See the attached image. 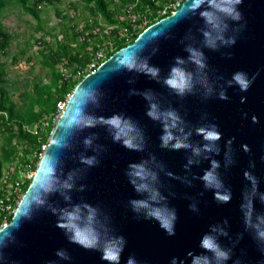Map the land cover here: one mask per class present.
Returning <instances> with one entry per match:
<instances>
[{"label": "water", "instance_id": "1", "mask_svg": "<svg viewBox=\"0 0 264 264\" xmlns=\"http://www.w3.org/2000/svg\"><path fill=\"white\" fill-rule=\"evenodd\" d=\"M209 2L193 9L194 0H184L77 82L12 218L0 227V264H110L101 250L119 237L126 240L119 264L129 257L136 264H171L173 258L191 264L189 252L207 256L209 264H264L254 239L257 228L264 231V0L235 5L239 21L223 12L231 7L228 0ZM203 12H210L208 23ZM229 39L235 44L223 42ZM193 53L200 54L203 67ZM145 65L158 70L156 75ZM173 68L189 80L183 94L166 83ZM236 72L255 77L247 91L232 79ZM221 91L227 100L218 98ZM113 116L121 118V127L129 124L124 132L104 122ZM213 123L222 138L206 151L211 142L197 130ZM165 124L172 134L166 147ZM126 139L138 148L126 147ZM177 141L188 147L174 149ZM212 161L219 167L213 169ZM132 164L143 165V180L129 175ZM207 171L220 188L206 187ZM141 184L148 190L138 191ZM153 191L157 201L151 200ZM216 192L230 193V201H218ZM134 200L174 210L175 235L145 219L148 209L136 210ZM77 207L75 223L97 236L95 249L71 242L72 233L57 226L64 210ZM204 234L230 259L217 260L202 249Z\"/></svg>", "mask_w": 264, "mask_h": 264}, {"label": "trees", "instance_id": "2", "mask_svg": "<svg viewBox=\"0 0 264 264\" xmlns=\"http://www.w3.org/2000/svg\"><path fill=\"white\" fill-rule=\"evenodd\" d=\"M68 1L67 9L78 13L74 17H70L68 12L63 14V10L58 7L60 0H0V15L6 12L9 5L18 7L22 13L30 15L36 21L34 30L42 34L40 44L37 46L31 42L32 35H30L23 43V47L13 55L11 62L15 64L20 56L27 54L29 48L35 47L38 49L36 55H27L25 60L30 63L32 58H36L41 68L45 69L44 74L34 73L31 64L29 67L31 77L20 81L8 78V64L2 58L8 55L7 50L13 35L6 30L0 20V111L3 112L0 113V178L6 164L11 163H15L13 177H16L19 172L24 171V165L29 161L32 153L41 150L37 137L28 133L23 125H32L41 117L52 113L56 108V102L63 98L66 92L72 91L78 82L73 80L59 83L60 73L56 67L57 63L62 58H66L71 65H85L97 49V45L111 38V35L103 33V26L99 24L98 18L105 24H116L123 6L134 0ZM42 5L56 7L55 13L60 18L58 23L60 27L55 34L46 30L41 15ZM45 37H49L54 42L50 43ZM114 44L118 50L128 43L115 39ZM14 93L18 94L17 99H14ZM48 135V132L45 133L44 143L48 141ZM39 159L38 156L34 159V169ZM29 183L30 179L24 181V191ZM12 215L8 217V222Z\"/></svg>", "mask_w": 264, "mask_h": 264}, {"label": "clouds", "instance_id": "3", "mask_svg": "<svg viewBox=\"0 0 264 264\" xmlns=\"http://www.w3.org/2000/svg\"><path fill=\"white\" fill-rule=\"evenodd\" d=\"M231 7H226L223 9V12H225L228 16H230L232 19L239 21L241 19V13L236 10L235 5H239L242 3V0H228ZM203 3V0H194V3L192 5L193 9L200 7V5ZM210 6H212V2L210 0L209 2ZM210 12H203L201 15L206 19V22L208 23V14ZM214 29L219 30L220 25L214 24L212 26ZM205 36H209V33H205ZM219 39L223 40V37H218ZM225 44H235V39H229L223 41ZM209 43L215 47V44L212 40H209ZM198 53H193V58L195 59V62L199 64L201 67H203V64L201 62V59L199 58ZM127 66L131 70L134 67L133 63H127ZM147 68V66L145 65ZM148 73L155 76L157 71L156 69L147 68ZM232 79L235 81V83L239 86L241 91H247L250 87L251 83L254 81L255 77L253 76L252 80H249L247 78V74L244 72H236L233 74ZM166 83L172 87L173 89L178 90L180 94H183L186 88H189V80L185 77L184 72L179 68H173L172 69V76L169 78ZM221 100H227L228 96L225 94V92L221 91L218 96ZM243 101V98H242ZM150 116H153L156 118V114L154 112H149ZM168 116L172 117L173 121H175L177 118L174 116L173 113H168ZM103 120V118H101ZM105 123L111 125L115 129H119L120 132H124L126 128H128V123L124 122V127H121L122 122L121 118L119 116H113L110 119L104 121ZM89 126L91 122H88ZM175 127V123L172 125ZM168 125L165 124V131L166 135L162 137L163 145L166 147L168 145L169 140L172 139V134L167 131ZM130 130V129H129ZM198 134L203 136V139L205 141L211 142L209 144H205L204 148L206 151H212L214 143L222 138V133L218 130V126L216 124H211L209 128H200L197 130ZM127 133H125L126 135ZM120 134L117 132L116 139H120ZM227 144H231V140L227 141ZM124 145L128 148H138L137 145H134L131 140L126 139L124 140ZM181 147H188V145L183 144L180 141H177L174 145V149H179ZM248 150L247 148L245 149ZM199 150H197L198 152ZM218 152V149H217ZM85 163L92 164L93 159H88L85 161ZM191 163V161H189ZM130 167L133 169L132 172L129 173L131 176H135L143 180L147 173L145 172V169L143 165L141 164H132ZM219 167V164L216 161H212V168L215 169ZM245 177L248 179H251L253 183H255V180L253 177L250 176L249 173H245ZM203 180L205 181L206 187H215L220 188L221 184L218 181L216 175L213 171H207L204 176ZM133 184H135V180L132 181ZM137 190H148V186L146 184H141L137 186ZM158 193L153 191L151 195L152 201H157ZM215 198L223 203H227L230 201V193L221 194L220 192L215 193ZM133 205L135 206L136 210H139L140 208L148 209L147 215L145 219H152L157 221L160 228L163 229L169 236L175 235V221L177 219V215L174 210L169 211L166 207H154L151 206L147 201H132ZM87 207V205L85 206ZM193 211H195V206H190ZM249 211L246 213V225L249 223L250 216H251V202H249L248 205ZM55 211V209H53ZM80 209L77 207L74 212H68L67 210H64L62 213V216L60 218V222H58V227L65 229L68 232H71L72 235L70 237L71 242L76 243L84 247L85 249H95L98 244V238L95 234L89 232H85L84 229H81L75 221L79 219L78 213ZM212 231H216L215 228L212 229ZM223 235H227L226 232H222ZM256 241H258V245L261 246V251L264 252V231L259 230L257 228L256 235L254 237ZM126 245V240L124 237H119L116 239H113L109 241L101 250L102 251V259L107 260L110 262V264H119L120 262V256L121 253L124 250V247ZM6 246V245H5ZM200 247L206 251L212 252L217 260H228L230 259V254L228 251H224L220 248L218 243L216 242L215 238L209 234H204L201 241H200ZM58 255L63 256V253H58ZM188 255L192 257L191 264H209V258L207 256H200V255H194L192 252H189ZM127 264H136V260L133 257H129L127 260ZM171 264H177V260L173 258L171 261ZM183 264V262H181Z\"/></svg>", "mask_w": 264, "mask_h": 264}, {"label": "built area", "instance_id": "4", "mask_svg": "<svg viewBox=\"0 0 264 264\" xmlns=\"http://www.w3.org/2000/svg\"><path fill=\"white\" fill-rule=\"evenodd\" d=\"M184 0H134L128 2L123 6L120 15L117 17L118 22L116 24L99 23L103 26V33L111 35L109 39L97 45V49L94 50L89 60L83 66L71 65L66 58H62L56 65L58 72L60 73L59 83L65 81H80L85 75L93 72L99 65H101L109 56H111L116 50L114 40H119L125 43H129L131 39L137 36L142 30L159 21L160 19L172 14ZM42 34L40 36L33 37L31 42L37 46L40 44ZM47 41L49 37H45ZM54 91V88H52ZM71 91L66 92L63 98H60L56 102L55 110L40 119H38L32 125H23V128L30 134L37 137L40 143V151H34L29 158V161L24 165V171L18 173L16 177H13L15 173L14 168L4 169L0 178V217L2 223L0 227L8 222V217L14 213L16 205L22 197L23 183L25 180H31L35 169L33 167L34 159L38 156H42L43 151L46 148V143L43 142L45 133L48 132V139L61 115L64 111ZM0 113H3L0 111ZM37 165V164H36Z\"/></svg>", "mask_w": 264, "mask_h": 264}, {"label": "rangeland", "instance_id": "5", "mask_svg": "<svg viewBox=\"0 0 264 264\" xmlns=\"http://www.w3.org/2000/svg\"><path fill=\"white\" fill-rule=\"evenodd\" d=\"M69 1L68 0H60L58 3V7L63 10V14H67L70 17H74L78 13H74L73 10H69L68 8ZM56 7L53 5H42V19L45 23L46 30L51 33H57L59 31V16L55 13ZM0 20L3 25H5L6 30L13 35V39L8 47V55L4 56L2 59H5L7 62V71L8 78L10 80H21L25 78H29V67L33 64L34 73H45V69H42L40 64L36 61V58H32V62L28 63L25 60L27 55H36V51L38 50L35 47L29 48L27 50V54L24 56H20L18 61L13 64L12 57L15 55L18 50L23 47V43L32 35V38L36 36H40V32H36L34 30L35 20L28 14H24L21 12V9L18 7H14L9 5L4 14L0 15ZM99 23H103V20L98 18ZM50 43H53L54 40L50 39ZM17 93H14V99H17ZM14 168V163L6 164L5 169Z\"/></svg>", "mask_w": 264, "mask_h": 264}]
</instances>
